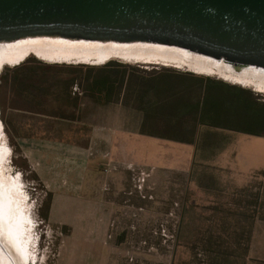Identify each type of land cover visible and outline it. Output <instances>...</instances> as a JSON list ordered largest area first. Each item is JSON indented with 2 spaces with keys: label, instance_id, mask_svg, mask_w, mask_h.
I'll return each instance as SVG.
<instances>
[{
  "label": "rangeland",
  "instance_id": "374dc122",
  "mask_svg": "<svg viewBox=\"0 0 264 264\" xmlns=\"http://www.w3.org/2000/svg\"><path fill=\"white\" fill-rule=\"evenodd\" d=\"M109 62L126 66L131 83L118 90L117 101L143 108L142 133L182 142H192L202 124L264 133V121L258 116L250 117V112L244 107L247 103L249 108H264V92L226 81L217 75L196 74L185 68L158 63H124L118 60L100 64L49 62L31 55L15 65L2 66L0 169L6 167L3 169L5 176L13 180L12 184L19 193L24 194H21L25 200L23 203H26L23 207L28 209L24 210L29 221L25 245L28 244V249L24 253L26 264H51L65 230L48 220L51 194L25 157L23 144L35 135L39 122L33 116L19 117V113L4 110L5 99L12 94L8 85H27L33 92L32 102L38 105L37 111L55 114L58 110L66 117V110L71 113L70 110H74L82 97L96 102L85 90V78L96 75ZM113 69L117 67L113 66ZM208 82L221 84L232 92H220L226 101L239 97L245 105L239 109L226 106L222 112L226 116L221 119L207 118L202 111V103L210 95ZM147 87L153 88L154 93L150 97L153 104L141 107L142 91ZM42 126L49 127V124L45 122ZM234 139L236 146L240 143L248 152L261 154L262 157L255 162L264 169V139L240 133L235 134ZM208 176L201 179L200 183L206 184L203 191L187 176L170 177L169 189L162 191L160 188L157 190L155 183L145 180V174L139 170L131 173L127 188L112 200L121 208L112 215V221L119 223L121 228L130 224L133 228L110 232L117 242L126 239L125 254L131 257L129 264H264L248 259L245 252L254 222L257 219L264 221V198L213 193L210 191L211 183L206 180Z\"/></svg>",
  "mask_w": 264,
  "mask_h": 264
},
{
  "label": "crops",
  "instance_id": "0c3cea01",
  "mask_svg": "<svg viewBox=\"0 0 264 264\" xmlns=\"http://www.w3.org/2000/svg\"><path fill=\"white\" fill-rule=\"evenodd\" d=\"M8 88L12 94L5 99L4 110L33 116L40 125L23 147L33 172L51 194L48 220L65 230L51 264L130 263L126 239L117 242L110 232L132 229L133 224L121 228L112 221V215L121 211L112 200L127 188L136 170L157 190L167 191L170 177L187 176L203 191L206 184L200 182L208 174L213 193L264 198V169L255 162L262 155L234 143L237 133L263 139L264 133L202 124L192 142L176 141L142 133L143 113L122 101L102 104L82 97L65 117L58 110L37 111L27 85ZM45 122L49 127L42 126ZM246 256L264 263L263 220L253 224Z\"/></svg>",
  "mask_w": 264,
  "mask_h": 264
},
{
  "label": "water",
  "instance_id": "95a60500",
  "mask_svg": "<svg viewBox=\"0 0 264 264\" xmlns=\"http://www.w3.org/2000/svg\"><path fill=\"white\" fill-rule=\"evenodd\" d=\"M33 36L150 41L264 67V0H0V40Z\"/></svg>",
  "mask_w": 264,
  "mask_h": 264
},
{
  "label": "bare ground",
  "instance_id": "6f19581e",
  "mask_svg": "<svg viewBox=\"0 0 264 264\" xmlns=\"http://www.w3.org/2000/svg\"><path fill=\"white\" fill-rule=\"evenodd\" d=\"M29 55L49 62L100 64L118 60L124 63H158L185 68L196 74L217 75L226 81L264 92V67L248 64L236 71L233 64L223 58L215 59L176 46L150 41H100L61 36L0 40V69L5 65H15ZM3 169H0V264H26L24 253L28 249V244L25 245L29 221L25 212L28 209L23 207L26 204L23 203V192L19 193Z\"/></svg>",
  "mask_w": 264,
  "mask_h": 264
},
{
  "label": "trees",
  "instance_id": "16d2710c",
  "mask_svg": "<svg viewBox=\"0 0 264 264\" xmlns=\"http://www.w3.org/2000/svg\"><path fill=\"white\" fill-rule=\"evenodd\" d=\"M113 66H116L117 69L114 70ZM126 66L121 64H116L113 62H109L104 64L96 75L85 78V90L89 96H91L97 103H111L117 101L119 97L117 92L121 91L124 87L131 83V78L129 77V73L126 71ZM208 88L210 91V95L205 99L204 103H202V111L204 115H207L209 119H218L226 116L222 114L224 112L226 106H230L233 108H241L244 106V102L239 97H235L232 100L226 101L220 92H224L225 94H230L229 90H227L225 86L221 84H215L213 82H208ZM142 102L140 103L141 107L147 105V103H151V96L153 95V88H148L142 91ZM148 98V99H147ZM147 99L148 101H145ZM153 104V102H152ZM248 112H250V117L254 119L255 116L260 117L264 121V108H249L248 104L244 106ZM137 108V107H135ZM143 113V108H137ZM252 114V116H251ZM206 117V116H205ZM212 126H220L207 124ZM232 129V128H229ZM236 130V129H233ZM241 132L251 133V134H259L252 133L251 131L246 130H237ZM144 133V132H143ZM146 134V133H145ZM149 135V134H148ZM152 136V135H151ZM246 252V251H245Z\"/></svg>",
  "mask_w": 264,
  "mask_h": 264
}]
</instances>
